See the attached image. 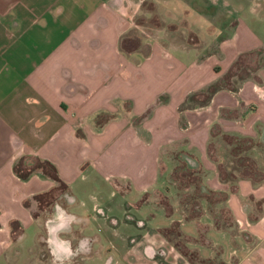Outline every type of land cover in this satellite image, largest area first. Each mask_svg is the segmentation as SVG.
I'll list each match as a JSON object with an SVG mask.
<instances>
[{
	"label": "crops",
	"instance_id": "obj_1",
	"mask_svg": "<svg viewBox=\"0 0 264 264\" xmlns=\"http://www.w3.org/2000/svg\"><path fill=\"white\" fill-rule=\"evenodd\" d=\"M108 254L264 264V0H0V264Z\"/></svg>",
	"mask_w": 264,
	"mask_h": 264
},
{
	"label": "rangeland",
	"instance_id": "obj_2",
	"mask_svg": "<svg viewBox=\"0 0 264 264\" xmlns=\"http://www.w3.org/2000/svg\"><path fill=\"white\" fill-rule=\"evenodd\" d=\"M143 16L144 15H140L139 16V20L141 21L143 19ZM149 20H145V27L146 28H149L148 25H152V24H148ZM182 157V156H181ZM184 158V157H183ZM21 162H24L26 166H30V168H34V167H37L35 164L38 163L34 157L30 156V155H24L22 158H21ZM19 164V163H17ZM181 169V168H179ZM178 169V173L177 175L174 174V177H178V180L182 179V180H186L187 178H184V177H189V180H191L190 178L194 179V177L192 176L191 173H189L188 169L187 168H182L181 170ZM187 173V174H186ZM189 173V175H188ZM180 174V175H178ZM173 177V178H174ZM108 179L110 178V176L107 177ZM178 180L176 181V185L178 186V189L180 188V183H178ZM184 186V185H183ZM177 189L176 193H175V196L179 197L178 198V205H174V207L176 209H178V211H180L181 213V218L182 219H174L172 222H171V226L165 231V233H167L173 240V242H175V244L184 252H188V254L191 256L193 254H195V250L192 249V250H189V249H186L183 245V242L185 241V237L181 236L179 233V230H178V226L180 225V222L184 220V217L189 213H192V212H195L196 211V208H195V205L192 204H183L182 206L180 205L179 203V200L180 201H183L186 199L188 200L189 199V193L193 192V196L195 195V191H184L185 190V187L181 188V192L182 193H179L180 191ZM193 190V189H192ZM145 194H148L145 193ZM153 194V195H152ZM180 194V196H179ZM172 195L174 196V193H172ZM169 202H170V196L166 194V192L163 190V189H160V190H156V191H153L151 192V195L148 196V197H144L142 201L139 202V205L140 206H145L146 209L148 208V210H156L154 207H158V206H161L162 208L164 207L165 209H169L170 206H169ZM149 205V206H148ZM195 210H194V209ZM185 214V216L183 215V213ZM96 214L95 215H102L104 216L106 214V211L103 207H99V210H95ZM98 212V213H97ZM162 216V214H161ZM110 220V222L112 223H116L117 221H120V222H127V223H130V224H133L137 227H146L148 224H147V219L146 218H141V217H138L134 211H132V209H126L124 213H122L120 216L118 217H113L111 219H108ZM76 222H79V223H83V222H86L87 219L83 218V217H78L76 218L75 220ZM169 222V220H166ZM225 221H228V220H225ZM163 225V224H162ZM44 232V231H43ZM168 232H171V234H169ZM192 238V237H191ZM147 246V245H146ZM148 248V246L146 247ZM175 249V248H174ZM147 250V249H145ZM176 250V249H175ZM178 251V250H176ZM179 253V252H178ZM113 261V257L111 254H108L105 258V263L106 264H109ZM73 264H79V261H74Z\"/></svg>",
	"mask_w": 264,
	"mask_h": 264
},
{
	"label": "built area",
	"instance_id": "obj_3",
	"mask_svg": "<svg viewBox=\"0 0 264 264\" xmlns=\"http://www.w3.org/2000/svg\"><path fill=\"white\" fill-rule=\"evenodd\" d=\"M97 211L99 210V209H96Z\"/></svg>",
	"mask_w": 264,
	"mask_h": 264
}]
</instances>
